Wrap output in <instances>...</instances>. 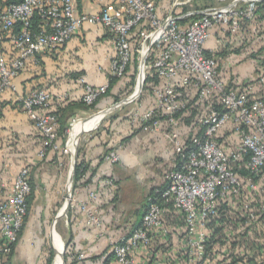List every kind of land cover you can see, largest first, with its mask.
Listing matches in <instances>:
<instances>
[{"label":"built area","instance_id":"obj_1","mask_svg":"<svg viewBox=\"0 0 264 264\" xmlns=\"http://www.w3.org/2000/svg\"><path fill=\"white\" fill-rule=\"evenodd\" d=\"M88 1L96 5L97 13H78L76 0H0V95L14 92L20 72L35 65L39 55L67 44L85 26H101L111 36L109 73L121 78L132 58L130 35L138 29L133 52L139 69L152 72L160 83L152 91L154 107L144 110L139 105L132 122L143 132H167L173 158L162 185L148 197L150 204L140 226L130 234L118 238L104 234L93 190L88 191L86 201H76L69 194L65 208L77 209L85 227L106 237L117 264H264V103L248 97L250 88L244 92L230 89L219 77L217 61L205 56L203 49L215 30L235 34L242 20L252 21L257 4L264 0H230L189 13L195 20L185 27L179 16H160L157 0ZM170 2L175 11L192 0ZM5 42L8 45L2 48ZM78 84L86 106L108 89V85L87 84L84 78ZM190 93L205 106V113L199 118V133L187 137L178 116L187 109ZM67 97L61 94L57 99ZM52 99L49 92L34 90L20 100L43 138L40 159L48 151L72 155L79 145L76 138L72 149L68 147L73 126L83 122L78 118L70 121L66 145L61 148L56 143L55 118L39 111ZM155 110L163 114L164 125L155 119ZM230 124L234 146L218 145L214 137ZM119 150H112L106 161L117 164ZM241 159L244 174L239 176L233 167ZM89 185L115 189L110 178L94 176ZM30 192L29 168H24L15 177L8 198L0 201L3 255L17 241Z\"/></svg>","mask_w":264,"mask_h":264},{"label":"crops","instance_id":"obj_2","mask_svg":"<svg viewBox=\"0 0 264 264\" xmlns=\"http://www.w3.org/2000/svg\"><path fill=\"white\" fill-rule=\"evenodd\" d=\"M183 8L172 11L170 0H157L160 16H179L183 18L181 24L185 27L195 19L189 18V13L183 12ZM76 10L78 13L87 14L98 12L96 5L88 0H76ZM262 25L263 23L258 35H241L233 44L219 38L214 31L204 45L205 55L218 60L220 76L224 77L222 80L232 90L241 92L242 87L256 81L259 76L260 62L256 52L264 42ZM7 45L5 42L2 48ZM112 57L113 42L106 30L100 26H85L61 50L39 55V66L29 65L30 67L14 80V92L7 91L0 95V201L8 198L15 177L24 168H29L35 190L27 222L15 245L13 255L8 263L6 260H0V264H65L64 255L61 256L60 253L61 250L65 252L68 244V250L72 248L74 252L86 254L87 259L76 264H103L110 255L106 237H98L97 230L85 227L77 209L72 216L68 215L64 204L60 212L53 213L63 200V183H66L67 195L73 189V174L67 166V160L72 163L73 156L61 158V163V154L58 152L51 151L45 159L39 158L41 139L30 118L23 111L20 100L37 89L48 91L56 100L61 94H67L71 101L79 100L82 90L76 80L84 78L87 84L95 87L108 85L111 77L109 63ZM137 69L136 87L125 99L114 104L107 101V104H98L90 110L72 106L65 112L67 122L73 118H88L82 122L87 128L81 132L87 140L78 146L82 150L85 163L90 169H96V176L99 179L113 180L120 174L125 176L120 187L117 186L113 190L87 185L72 191L76 201H86L89 190L96 192L97 200L94 205L102 219L104 234L113 238L127 235L138 218L136 213L129 224H121L120 211L119 214L110 213L112 208L116 207V199L119 202L120 193L117 192H120L124 184L132 181L135 191L142 192L149 185L147 197L152 189L162 185L161 180L169 170L173 158L170 138L165 131L149 133L129 129V133H124L116 126L118 122L120 124V118L108 128L99 126L104 118L101 117L102 114H111L126 105H140L144 110L154 107L152 91L155 85L148 86L147 82L144 87L149 71L141 72L139 60ZM122 81L113 86L111 94L118 92ZM135 92L137 95L133 97ZM48 108L47 112H52L57 109V105L53 102ZM122 124L129 125L127 121ZM113 130L121 133L120 136H111ZM126 138V143L116 147L118 141ZM226 143L223 145L226 146ZM118 148L119 162L111 165L105 158L111 150ZM157 174L161 175L158 180ZM147 178L151 181L146 184L143 181ZM158 183L160 184L156 185ZM105 205L106 211L102 209ZM109 264L117 263L114 259Z\"/></svg>","mask_w":264,"mask_h":264},{"label":"trees","instance_id":"obj_3","mask_svg":"<svg viewBox=\"0 0 264 264\" xmlns=\"http://www.w3.org/2000/svg\"><path fill=\"white\" fill-rule=\"evenodd\" d=\"M15 1L19 2L21 0H15ZM192 19H195V17ZM261 23H263L262 28H264V2L263 1L259 2L257 4V9H256V14H255L254 19L252 21L242 20L241 26L235 34H229V33L228 34H220V32L217 30H215V34L218 35L219 38H221L222 40H225V41L233 44L234 41L237 40L241 35L242 36L244 35L243 37H245V36L249 37L251 35H253V36L258 35V33L261 29V26H260ZM36 25H37V19H34V26H36ZM138 33H139V30L137 29V30H134L130 35L132 58H131L130 63L128 64V66L125 70L124 75L121 78L110 77V81H109L108 89H107L106 93L101 98H99L92 106L84 105L81 98L79 100H76V101H71L69 97H67L65 99H61V100H59V99L56 100L55 98H53L49 102L48 106L45 109L39 110L40 113L48 114V115H51L55 118L56 124H57V127H56L57 141H56V143L61 148L64 147V144L66 142V139H67L66 130L69 128V124H70V122H67V117L65 116V112L67 109L74 106V107L90 110V109H94L98 104H101V105L107 104V101L110 102L109 104L117 103V102L125 99L126 97H128L132 94V92L134 91V88L136 87L135 80H136V75H137V70H138L137 67H138V59L139 58L133 52L135 50L137 44H138V35H139ZM65 45L61 46L58 50H61L63 47H65ZM58 50H56V51H58ZM56 51H54V52H56ZM54 52H52V53H54ZM256 54L259 56L258 60L260 62V64H259L260 70L258 71L259 76H258L256 81L248 84L247 86L245 85L244 87H242V91L243 92L247 91L250 88V92H248V94H249L248 97L258 99L259 101L264 103V42L261 43V46H259V49L257 50ZM204 55H205V52H204ZM150 58H149V60H150ZM216 61L218 63V60H216ZM33 66H39V62ZM218 66H219V63H218ZM29 67L30 66H28L26 69H28ZM26 69L24 71H26ZM24 71L20 72L18 74V76H20ZM219 77L221 79L224 78V77L220 76V74H219ZM119 81H122V84L120 85V89H118V92L116 94H111V90H112L113 86H115L116 83H118ZM76 82L78 83V79L76 80ZM147 82L149 83L148 86L155 85V87H156L159 85L160 80L155 74H153L152 72L149 71V73L146 76L145 81H144V87H145V84ZM150 89L151 88H149V93H150ZM37 90H43V89H37ZM189 100H190V102L187 106V109L185 111H183L182 113H180L178 116L180 125L186 129L185 136H187V137L193 133H197V134L199 133V130H200L199 129V118L203 115V113H205V110H204L205 108H203L205 106H201L197 102V100L193 96H191V93L189 94ZM53 102H54V104L57 105V109H55L52 112H47V109L49 110L48 107ZM154 115L156 116L155 119H158L160 122H162V125H164L163 114L161 112L155 110ZM138 131H142L141 128H137L136 132H138ZM39 138L41 139V148H42L43 147V138L40 134H39ZM214 140L220 146L225 144V142H227L226 146H232L233 147L235 140H236V137L234 134V127L231 124L229 126H226V128L222 129L214 137ZM127 141H128V138L121 140L120 143L123 145ZM49 152H51V151L47 152L44 159L47 157V155H49ZM60 154H61L60 159L65 157L62 153H60ZM243 165H244V159H241L233 167V171H235L239 176L244 174V166ZM94 176H96V169H90L89 165H87L85 163V160L83 159V155H82V150L78 146L77 151H76V162H75L74 173H73V184H72L73 189H72V191H74L77 188H81V187L89 185L90 180ZM29 182H30V186H31V192L26 197L27 215L24 218L23 225H22V228L20 229V232L18 234L17 241L19 240V238H20V236L24 230L25 224L27 222V219H28V216L30 213L31 203L33 201V197L35 194L34 185L31 183V179H30V170H29ZM151 196H153V190L150 191L148 196L144 199L143 205H141L140 209L136 212L138 215L137 222L135 223V225L129 231L128 234H130L133 230H135L136 228H138L140 226L142 217L145 214V211L150 204V202H148V197H151ZM223 210H225V209L223 208L222 211ZM73 212H76V210L74 208L71 209L69 206L68 215L72 216ZM17 241L11 246V251L9 254L3 255L0 253V260H6V263H8L10 261L12 255H13ZM2 246H3V244H2V241L0 239V247H2ZM68 247H69V244L65 248L63 261L65 264H67V261L69 264H76L77 261L74 258V254H72L74 249L71 248L68 250ZM52 257H53V253H51V257H50L51 260H52ZM68 259H70V260H68ZM113 260H114V256H113V254H110L103 264H109Z\"/></svg>","mask_w":264,"mask_h":264},{"label":"rangeland","instance_id":"obj_4","mask_svg":"<svg viewBox=\"0 0 264 264\" xmlns=\"http://www.w3.org/2000/svg\"><path fill=\"white\" fill-rule=\"evenodd\" d=\"M227 0H192V2L187 5L186 7L183 8V12H188V13H195L197 12L198 10H202L204 8H207V7H213V6H218V5H221V4H224L226 3ZM195 17V16H194ZM193 17V18H194ZM191 18V17H190ZM137 80V78H136ZM136 80H135V85H136ZM134 92V91H133ZM139 104V103H138ZM139 106V105H138ZM138 107L136 106H131V105H126L125 107H123L122 109H119V110H114L113 113L111 114H104V118L103 120L101 121V123L99 124V126L101 127L102 125H104L103 128H108L111 124H113L114 122L116 123L119 119L120 121V124L118 122V124L116 125L117 126V129L119 128L120 130H122L124 133H126V131H128V133L130 132L129 129H131L132 131L135 129H137V126L132 122V114L133 112L137 109ZM79 120L81 121H86L88 118H78ZM125 122L127 121V124H129L128 126L126 125H123L122 122ZM122 124V125H121ZM122 126V127H121ZM131 126V127H130ZM121 127V128H120ZM129 127V128H128ZM128 128V129H127ZM84 133H82L80 136H79V141H78V144L81 143V145L83 144V142L85 140H87V137L83 138ZM119 133L116 131V130H113L111 131V136H115L116 138L120 136V134L118 135ZM86 135V134H85ZM121 140L118 141L116 143V147L117 145H121ZM115 148V147H113ZM112 151V150H111ZM65 157H70L71 155L68 154V155H64ZM61 159H60V163H61ZM70 164L71 162L67 160V166L70 168ZM63 165V164H62ZM164 169V168H163ZM166 172V171H165ZM164 172V173H165ZM124 175H121L116 177V179L114 180V185L115 187L119 186L120 187V183L123 182L122 180H124ZM151 177V176H149ZM157 180L161 178V175L160 174H157L156 175ZM164 178V177H163ZM163 178L161 180V182H163ZM151 180H148V178L146 179V181L144 180L143 182L144 183H150ZM128 183V184H127ZM126 185L124 184L123 187L120 188V192H117L115 191V194L116 192L117 193H120L119 194V202H117V199L114 203V200H113V203L116 204V207H113L111 212L112 214H119V211L122 215V217H120V223L123 224L122 222H125V224H129V222L132 221V219L135 218V214H136V211H138L140 209V206L143 205V200L145 199L148 191H149V185H147L144 189V191L142 190V192H140L139 190L135 191V187L133 186V182L132 181H129L127 182ZM160 183L156 184V185H159ZM117 190V189H116ZM66 183L64 182L63 183V187H62V192H63V200L60 204H58V207H57V210L54 211L53 213L56 214L58 213V211L60 212V210L63 208L64 204H65V200L67 198V196L70 194L72 196L73 192L72 190L69 192V194L67 195L66 194ZM75 195V194H74ZM115 196V195H114ZM118 197V196H117ZM112 203V204H113ZM113 206V205H112ZM104 208H102L104 211H106V205L103 206ZM64 250L62 252V256L64 255ZM72 254H74V258L76 259L77 263H80V262H83L85 261L87 258L85 257L86 254L84 253H81L80 251L78 252H72ZM82 255V257H81ZM81 258V259H80Z\"/></svg>","mask_w":264,"mask_h":264},{"label":"bare ground","instance_id":"obj_5","mask_svg":"<svg viewBox=\"0 0 264 264\" xmlns=\"http://www.w3.org/2000/svg\"><path fill=\"white\" fill-rule=\"evenodd\" d=\"M102 116H104V114H102L101 117ZM86 128H87V125L82 122L73 126L70 132V139H69V144H68L69 149H72L73 143L75 142L76 138H78L79 134L83 132ZM61 253H62V250H61Z\"/></svg>","mask_w":264,"mask_h":264},{"label":"water","instance_id":"obj_6","mask_svg":"<svg viewBox=\"0 0 264 264\" xmlns=\"http://www.w3.org/2000/svg\"><path fill=\"white\" fill-rule=\"evenodd\" d=\"M82 133H80V135H81ZM79 135V136H80ZM79 136H78V138H79ZM76 151H77V148H76V150H75V152L72 154V156H73V161H72V169H71V173L73 174L74 173V167H75V162H76ZM64 209H66V208H64ZM63 252V251H62ZM61 256H62V254H61Z\"/></svg>","mask_w":264,"mask_h":264}]
</instances>
